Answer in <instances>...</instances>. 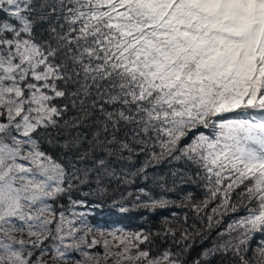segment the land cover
I'll return each mask as SVG.
<instances>
[{"label":"snow or ice","instance_id":"1","mask_svg":"<svg viewBox=\"0 0 264 264\" xmlns=\"http://www.w3.org/2000/svg\"><path fill=\"white\" fill-rule=\"evenodd\" d=\"M165 161L134 207L206 229L109 231L116 264H264V0H0V264H100L86 198Z\"/></svg>","mask_w":264,"mask_h":264},{"label":"trees","instance_id":"2","mask_svg":"<svg viewBox=\"0 0 264 264\" xmlns=\"http://www.w3.org/2000/svg\"><path fill=\"white\" fill-rule=\"evenodd\" d=\"M173 170L174 166L165 161L148 170L149 179L147 181L137 179L134 184L128 186L126 189L121 188L114 194V196L110 194L103 199L97 197L86 198L90 204L95 203L101 205L100 207H88L83 209L90 212V215L87 217L89 226H91L93 230L97 229L105 231H116L117 229H119L125 233L152 232L153 234H155L157 231H161L163 229L165 218L173 219L171 213L176 212L181 218L185 213H187V226L190 231L195 232L197 230H205L207 225L206 219L203 222L196 219L188 208H179L172 206L163 210L157 209L155 211H149L145 208L134 207L135 196L137 195L138 188L145 187L155 196L159 197L162 194V191L158 185L160 183H166L168 187H171L173 180L171 172ZM155 177H163L164 179L162 181L154 182ZM121 191H124L125 195H127V192L133 193L131 197H127V199L121 202L125 207L129 209V211L123 213L119 211L120 204L113 202L114 198L116 200H119ZM189 191L193 193L195 199L203 198L202 188L198 187L197 184L190 181L180 186L177 191L164 193V195H166L171 200L179 202L181 196ZM243 214V210L238 213H230L223 218L224 224L222 226H226L228 222L233 219L239 218V216ZM193 225H195V227H193ZM215 234L216 229L212 231L211 237L214 238ZM154 239L155 246H158L160 248L171 247L174 251L176 250V245L173 244L171 240L162 242L159 237H155ZM260 242L261 237L259 236V234H257L256 238L251 241L253 250L257 248ZM210 243L211 239L205 241L204 244H200L199 238H196L193 250L191 252V255L189 256V260H191L192 257L196 256L202 248L209 246ZM95 247L98 246L96 245ZM143 247H145V245H141V248Z\"/></svg>","mask_w":264,"mask_h":264},{"label":"rangeland","instance_id":"3","mask_svg":"<svg viewBox=\"0 0 264 264\" xmlns=\"http://www.w3.org/2000/svg\"><path fill=\"white\" fill-rule=\"evenodd\" d=\"M108 232L109 231L103 230V234H101V230L95 229L91 234H89V236H87L88 242H91L93 239L98 242L96 244L98 247L94 246L93 248L89 249V251L94 256H98L100 264H116L117 260L119 259L114 255L119 250V248L112 246L113 238L108 235ZM105 240L109 241V251L113 254L108 256L107 258L105 257L106 250L104 248ZM125 264H128V262H125Z\"/></svg>","mask_w":264,"mask_h":264}]
</instances>
